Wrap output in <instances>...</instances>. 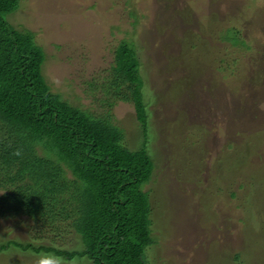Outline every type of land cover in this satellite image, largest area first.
Wrapping results in <instances>:
<instances>
[{"label":"rangeland","instance_id":"1","mask_svg":"<svg viewBox=\"0 0 264 264\" xmlns=\"http://www.w3.org/2000/svg\"><path fill=\"white\" fill-rule=\"evenodd\" d=\"M6 19L35 34L53 92L97 117L110 111L115 49L134 45L156 165L150 264H264V0H20ZM233 29L246 48L225 40ZM110 113L141 148L132 106ZM31 225L0 219V245H48ZM42 256L11 250L0 264Z\"/></svg>","mask_w":264,"mask_h":264},{"label":"trees","instance_id":"2","mask_svg":"<svg viewBox=\"0 0 264 264\" xmlns=\"http://www.w3.org/2000/svg\"><path fill=\"white\" fill-rule=\"evenodd\" d=\"M19 8L20 0H0V219L28 220L33 240L48 245L7 240L0 254H54L65 264H150L147 253L158 242L146 189L156 165L147 150L146 83L134 45L115 49L111 81L103 86L110 111L118 103L134 109L144 144L131 150L110 111L97 117L53 92L35 34L6 19ZM240 35L228 30L225 40L246 48ZM72 237L77 244L70 251L63 245Z\"/></svg>","mask_w":264,"mask_h":264},{"label":"clouds","instance_id":"3","mask_svg":"<svg viewBox=\"0 0 264 264\" xmlns=\"http://www.w3.org/2000/svg\"><path fill=\"white\" fill-rule=\"evenodd\" d=\"M57 262V264H65V261L62 257H56L54 254H46L38 259L37 264H53V262Z\"/></svg>","mask_w":264,"mask_h":264}]
</instances>
